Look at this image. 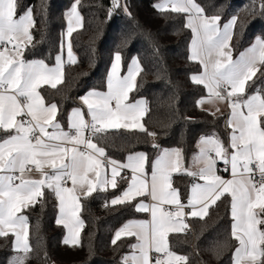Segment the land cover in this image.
I'll use <instances>...</instances> for the list:
<instances>
[{
	"label": "snow or ice",
	"instance_id": "obj_1",
	"mask_svg": "<svg viewBox=\"0 0 264 264\" xmlns=\"http://www.w3.org/2000/svg\"><path fill=\"white\" fill-rule=\"evenodd\" d=\"M78 5L76 0L69 13L77 24L82 20ZM258 7L264 12V0ZM18 9V0H0V132L5 134L0 139V237L11 234L16 250L25 254L10 264H26L31 257L29 222L23 211L40 202L45 189L58 198L61 218L57 223L69 229L70 236L64 243L76 245L84 227L77 189L86 197L98 186L103 190L108 185L116 189L122 169H131L130 183L121 196L111 200L112 205L146 196L157 202L136 205L137 211L150 213V221H130L115 233L113 244L122 236L138 237L133 247L139 254L126 258L124 264H187V256L169 249L168 234L187 228L183 222L185 206L192 208L188 215L203 217L226 194L231 197L234 221L231 236L237 241L234 264H264V87L249 92L258 72L264 78V39L257 38L234 59L231 40L236 34L238 16L221 25V15L208 16L196 0H173L171 11L185 14L186 27L194 34L191 59L201 65V71L191 79L196 85L205 86L209 96L230 102L229 144L225 146L215 134L201 137L198 159L204 166L197 172H185L204 183L193 184L191 198L184 205L179 190L172 185L173 174L182 171L181 148L160 150L151 162L149 176L146 153L130 154L128 162L121 163L108 158L105 148L94 142L108 130L140 129L147 133L141 122L149 111L147 101L129 102V94L137 87L142 71L139 60L134 59L127 74L121 76L123 57L117 51L107 80L108 91H90L81 98L94 123L85 119L83 108L73 109L70 130L65 131L55 121L57 104L46 105L38 91L42 85L56 88L63 82L62 57H56L54 67L44 60L24 58V51L33 44L36 19L32 7L22 13ZM74 30L68 28L69 38ZM67 50L70 61L76 63L70 40ZM88 130L91 136L86 135ZM153 146L160 149L159 145ZM220 161L230 164L231 178L218 174L216 165ZM106 164L111 165V179ZM32 166L39 171V179L26 178ZM68 181L72 187L65 186ZM161 204L175 205L177 211H166Z\"/></svg>",
	"mask_w": 264,
	"mask_h": 264
},
{
	"label": "trees",
	"instance_id": "obj_2",
	"mask_svg": "<svg viewBox=\"0 0 264 264\" xmlns=\"http://www.w3.org/2000/svg\"><path fill=\"white\" fill-rule=\"evenodd\" d=\"M161 0H80L82 27L72 32L71 43L77 55L76 63L66 62L64 79L56 88L42 85L40 93L47 104L58 106L57 119L67 125L70 112L79 98L90 91L107 88L114 54H122V69L138 58L141 73L137 87L129 100L143 98L149 111L143 118L147 133L140 129L108 130L94 141L109 157L125 160L134 152L145 151L149 165L162 148H181L182 163L188 166L204 135L215 134L228 142L226 113L213 115L200 106L207 95L205 86L191 77L201 71V65L191 59L193 32L186 27V15L158 7ZM74 0H18L19 12L32 7L36 24L34 40L24 51L26 60H44L57 64L63 54V34L67 12ZM208 16L220 14L223 21L239 17L232 37L234 53L247 48L256 37L264 39V12L261 0H196ZM119 3L120 6H117ZM255 8V11H253ZM255 84L264 87L258 72ZM149 133H155V136ZM0 132V139L4 137ZM153 145H159L157 149ZM127 179V178H126ZM119 179L116 189H97L91 196L81 197L80 218L84 227L79 244H65L66 228L58 224V203L54 193L45 189L40 202L23 211L28 217L31 257L26 264H124V256L133 249L134 236H122L113 244L116 230L127 220L139 216L136 201L112 205L126 184ZM195 177L186 172L174 174L172 185L179 190L183 202H188ZM231 197L226 194L210 206L203 217H188L183 232L169 235V249L187 256V264H233L237 241L231 236L233 218ZM14 237H0V264H9L15 256Z\"/></svg>",
	"mask_w": 264,
	"mask_h": 264
},
{
	"label": "crops",
	"instance_id": "obj_3",
	"mask_svg": "<svg viewBox=\"0 0 264 264\" xmlns=\"http://www.w3.org/2000/svg\"><path fill=\"white\" fill-rule=\"evenodd\" d=\"M162 1L164 2V3L162 4V6H164V8H171L172 3H173V0H162ZM228 21H229V20H225V21L221 20L220 23H221V25H223L224 23H227ZM193 35H194V34H193ZM257 38H259V37H256V38L253 40V42H252L247 48L243 49L242 51L247 50L251 45H253V44L256 42ZM0 47H3V46H0ZM9 47H11V46H9ZM72 48H73V47H72ZM73 51H74V50H72L73 57H74L75 59H77V55H76V53L73 52ZM242 51H240V52H242ZM240 52H239V53H234V51H233V49H232V55H233V58H234V59H238V58H239V54H240ZM190 54H191V47H190ZM61 57H62L63 67H64V64H65L66 62H71V61H70V58H69V56H68V51H67V49H66L64 46H63V54L61 55ZM134 59H138V58L135 57V58L132 59V61H133ZM138 60H139V59H138ZM29 61H30V60H29ZM132 61L130 62L129 66H128V68H127L126 70H123V69L121 68V72H120L121 76L127 74L129 68L132 67ZM113 63H114V61H113ZM54 66H57V64H55ZM54 66H50V67H54ZM110 73H111V70H110ZM197 74H198V73H197ZM109 76H110V74H109ZM137 79H138V77H137ZM38 91L40 92V88L38 89ZM93 91H97V90H93ZM107 91H108V88H106L104 91H98V92H107ZM88 93H89V92L83 94V95L79 98V103H80V104H79L76 108H74V109H77V108H83V109L85 110V119L89 121V119H91L90 113H88L87 108H86V105L83 104L82 99H81L82 97H84V96L87 95ZM140 99H143V98H140ZM140 99H137V100H140ZM202 99L204 100V103H203V104L200 103V101H201ZM137 100H135V101H137ZM144 100H145V99H144ZM135 101H131V100H129V102H135ZM200 101H199V104H200V106H201L202 108H204V109H207V110H209V111H211V112H213V113H216V114H220V113H226V114H227V116H226V120H225V128H226V130H227V134H228V142H227L226 144L224 143V145L227 146V145L229 144V141H230V135H231V130H230V126H229V121H230V102H226V101H224V100H219V99H216V98H214V97H211V96H209L208 93H207L206 96H204L203 98H201ZM45 104H46V105H50V104H47L46 102H45ZM71 112H72V111H71ZM71 112H70V114H71ZM70 114H69V119H68V123H67V125H65V124L61 123L60 121H58V119H57V115H56V118H55V121H56V122H59V124L62 126V128H63L65 131H69V129H70ZM25 118H26V117H25ZM143 118H144V117H143ZM143 118H142V121H141L142 123H143ZM18 119H19V118H18ZM143 125H144V124H143ZM52 130H53L52 128H49V131H52ZM204 136H206V135H204ZM200 139H201V138H200ZM94 142H95V141H94ZM81 147H82V146H81ZM199 147H200V140H199V143H198L197 151H196V153L192 156V159H191L189 165H188V166H184L183 163H182V160H181V169H182L181 172H185V169H187V172H197L201 167L204 166L203 163L200 162L199 159H198V157H199V152H198ZM162 149H165V148H162ZM162 149H161V150H162ZM167 149H172V148H167ZM229 151H231V149H229ZM141 152L146 153L145 151H138V152H134V153H131V154L141 153ZM146 154H147V153H146ZM159 154H160V152L158 153V155H159ZM129 155H130V154H129ZM158 155H157V156H158ZM147 156H148V155H147ZM157 156H156V157H157ZM127 157H128V156H127ZM127 157H126V159L123 160V161H121V160H117V159H114V158H111V157H110V159H113V160L119 161V162H121V163H127V162H128V161H127ZM101 159H103V158H101ZM223 166H229V171H223V169H222ZM216 168H217L218 174H219L220 176H222V177L225 178V179H229V178H231V176H230V164L225 163V162H223V161H220V162L217 163ZM47 170H48L49 172L52 171L51 169H47ZM110 170H111V165H110V164H106V172H107V174H108V178H109V179H111V171H110ZM151 171H152V167H151V165H150V166L147 167V172H148L149 176H150V174H151ZM122 174H127V176H128L127 179L124 180L126 186H125L124 190L121 192V194H119V195L116 196V197L121 196L122 193L125 191V189L128 187V185H129V183H130V177H131V175H132L131 169H122V170H121L120 175L117 177V182H118V184H119V182H120L119 179H120V176H121ZM89 175H90V178H92L91 174H89ZM173 175H174V174H173ZM26 178L39 179V178H40V173H39L38 170H31L30 174H29ZM194 183H204V181L201 180V179H199L198 177H195V181L193 182V184H194ZM193 184L191 185V188H192ZM72 186H73V185H72V183H71L70 187H72ZM107 188H111V186L108 185ZM173 188H175V187L173 186ZM97 189H101V188L98 186ZM175 189H176V188H175ZM76 194L79 195L80 197L84 196L83 193H82L79 189H77ZM179 195H180V193H179ZM55 197H56V196H55ZM116 197H115V198H116ZM190 198H191V189H190V194H189V199H190ZM56 199H57V203H58V219H60V218H61V212H60V208H59V201H58V198H57V197H56ZM180 200H181V203H182V204H184V205H188V202L185 203V202L182 201L181 196H180ZM132 201H136V203H135V207H136V205H137L138 203H140V202H143V203H145V204L157 203L156 201H153V200H152L150 197H148V196H146V197H137L135 200H132ZM161 206H162L166 211H169V209L172 208V207H176L175 205H166V204H161ZM196 207L199 208L200 206L197 205ZM176 208H177V207H176ZM191 210H192L191 206H185V207L183 208V212L185 213V216L183 217V222H184L186 225H187V218L190 217V215H188V213H190ZM138 212H140V211H138ZM79 215H80V213H79ZM150 220H151V215H150V213H147V212H140V215H139V216L133 217V218L127 220L126 222H124V223H123V224H122V225L116 230V232L119 231V230H120L125 224H127V223L130 222V221H150ZM233 222H234V221H233ZM63 225H64L65 228H66V239H68L69 236H70L69 229H68L67 225H65V224H63ZM172 233H177V232H170V233L168 234V236H167V241H168L169 235L172 234ZM134 237H135V240H136L134 245H136V244L138 243V237H136V236H134ZM14 247H15V243H14ZM168 247H169V243H168ZM15 250H16V247H15ZM17 252H22V251H17V250H16V253H17ZM16 253H15V255H16ZM22 253H23V252H22ZM134 254H135V255H138V254H139V251H138V249H136V248L133 247V249H132L130 252H128V253L124 256V260H125L126 258H130V257H131L132 255H134ZM23 255H25V254L23 253ZM234 259H235V257L233 258V264H234Z\"/></svg>",
	"mask_w": 264,
	"mask_h": 264
},
{
	"label": "rangeland",
	"instance_id": "obj_4",
	"mask_svg": "<svg viewBox=\"0 0 264 264\" xmlns=\"http://www.w3.org/2000/svg\"><path fill=\"white\" fill-rule=\"evenodd\" d=\"M79 2H80V0H79ZM75 3H76V0H74L72 6L70 7V9H69L68 12H67V25H66V28H65V31H64V34H63V46H64L66 49H67V44H68L69 40H70V42H71V37L69 38V37L67 36L68 28H69V27H73L74 29H78V28L82 27V25H83V17H82L81 11H80V9H79V5H78V11H79V15H80V17H82L81 22H80L79 24H77L75 18H74V17H71V16L69 15V13H70L71 9L73 8V6L75 5ZM163 3H164V2L161 0V1L158 3V7L162 6ZM160 8H161V7H160ZM228 20H229V19H228ZM71 47H72V43H71ZM72 50H73V48H72ZM67 51H68V50H67ZM73 52H74V51H73ZM22 255H23L22 252H17L16 255L11 259V261H13V259H14L15 257H17V256H22ZM11 261H10V262H11ZM9 264H10V263H9Z\"/></svg>",
	"mask_w": 264,
	"mask_h": 264
},
{
	"label": "built area",
	"instance_id": "obj_5",
	"mask_svg": "<svg viewBox=\"0 0 264 264\" xmlns=\"http://www.w3.org/2000/svg\"><path fill=\"white\" fill-rule=\"evenodd\" d=\"M25 119H27V117H26ZM89 123H94V121H92L91 119H89ZM69 130H70V129H69ZM73 131H74V130H73ZM86 135L91 136V135H92L91 131L88 130V131L86 132ZM69 146H70V145H69ZM106 156H107L108 158H110L109 155L106 154ZM222 169H223V171H229V166H223ZM226 169H227V170H226ZM32 170H36L34 166H32ZM50 172H51V171H50ZM127 177H128L127 174H122V175L120 176V178H125V179H126ZM257 178H258V177H257ZM70 185H71V181H68V182L66 183L65 186L70 187ZM169 211L175 212V211H177V208H176V207H172V208L169 209ZM153 255H160V254H155V253H153Z\"/></svg>",
	"mask_w": 264,
	"mask_h": 264
}]
</instances>
